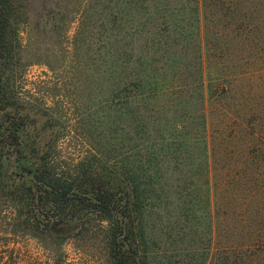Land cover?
<instances>
[{
    "label": "rangeland",
    "instance_id": "1",
    "mask_svg": "<svg viewBox=\"0 0 264 264\" xmlns=\"http://www.w3.org/2000/svg\"><path fill=\"white\" fill-rule=\"evenodd\" d=\"M54 1L42 21L33 12L35 24L22 33L15 83L28 139L46 146L49 162L65 175H77L94 157L102 158L98 169L113 170L115 158L154 153L161 190L145 222L149 264H218L215 257L240 245L264 208V151L254 148L264 146V0L207 1L201 41L190 30L180 40L173 26L163 27L160 35L171 37L170 51L178 55L152 75L161 47L148 38L163 18L127 9L122 0ZM122 51L133 78L155 75L161 84L156 97L133 92L126 110L113 101V63ZM2 163L0 264H110L108 223L96 213L84 210L69 226L49 229V218L36 212L26 230L18 209L41 193L28 190L12 156L5 153Z\"/></svg>",
    "mask_w": 264,
    "mask_h": 264
},
{
    "label": "trees",
    "instance_id": "2",
    "mask_svg": "<svg viewBox=\"0 0 264 264\" xmlns=\"http://www.w3.org/2000/svg\"><path fill=\"white\" fill-rule=\"evenodd\" d=\"M36 1L40 2V6L36 7L34 3ZM207 1L209 0H180L181 6L175 8L171 6L174 0H122L121 3L127 9L145 10L150 17L155 15L158 18H163L162 26L155 23V35L148 38L157 47H161L160 58L155 61L156 64L151 75L163 68L161 64H169L178 55L172 54L170 51V48H173L171 37L164 39L159 31H162L163 27L173 26L179 39L186 40V35L190 30L192 39L196 36L201 41V17L205 11L204 4ZM137 3L144 5L139 7ZM57 5L58 3L54 0H0V190L5 188L6 178L2 163L3 156L6 152L12 153L16 158L15 162L18 163L16 167L22 170L24 176L28 177V190L31 193L33 190L41 193L39 199L34 195L28 198L21 209H18L20 218L23 215L25 217L20 222L26 230L30 231L31 221L35 219L36 212L41 213L44 218H49L46 226L49 229H54L60 226H69L68 223L74 220V216L88 210L98 214L100 222L108 223V227L105 229L110 264H149L150 248L148 247L145 222L148 208L154 200H158L156 196L161 190L159 189L161 177L157 171L159 167L157 156L150 153L148 157H139L138 159L133 157L120 159L118 157L115 158L113 170L104 166L98 169L102 158H99L98 162L94 157L82 165L77 175H65L59 173L49 162L46 157V146L34 143L23 133L28 115L22 113L25 109L18 101L15 83L22 68L20 57L24 42L22 33L34 21V18L32 19L33 12L37 10L36 14L42 21L47 14V9ZM169 14L177 16L178 20L174 25L164 18ZM133 19L135 20V18ZM110 21L113 24V17ZM193 21L198 26L195 27ZM33 23L35 24V21ZM143 25L144 28L141 29L145 31V24ZM193 30H196V33ZM111 37H113V32ZM120 40L124 41L122 38ZM198 44L197 59L200 60V63L197 67L198 71L203 73L202 45L200 46V42ZM127 59V53L122 51L117 54L113 63L115 65L113 74L118 76V80L114 84L113 101L115 106L125 108V110L130 104L129 99L133 92L142 98L156 97L161 93L160 79L155 75H143V73L133 78ZM164 59V63H159ZM200 83L204 87V81L202 80ZM205 103L204 93L202 104L205 106ZM119 110L122 111V109ZM202 117L204 127L208 129L206 109L202 111ZM220 127L221 135L225 138L226 127L222 125ZM243 132L241 129L236 130L233 139H238L240 133ZM130 134L128 133V135ZM206 135L209 149L208 137L210 139L211 136L208 135V130ZM137 136L139 134L135 131L134 137ZM252 144L250 143V146ZM254 148H258L260 152L264 151L262 145ZM100 155L102 156V153ZM210 185L208 177V186L210 187ZM10 194L12 195V193ZM263 209L259 208L256 211L255 216H259L254 224L256 227L251 228L250 231V227L253 225L246 226L245 233L247 235L245 234L243 237L246 239L240 245H231L225 250L226 252L215 257L218 264H264ZM30 213L34 217H31ZM53 218L58 220L52 222Z\"/></svg>",
    "mask_w": 264,
    "mask_h": 264
},
{
    "label": "flooded vegetation",
    "instance_id": "3",
    "mask_svg": "<svg viewBox=\"0 0 264 264\" xmlns=\"http://www.w3.org/2000/svg\"><path fill=\"white\" fill-rule=\"evenodd\" d=\"M23 131H24V128H23L22 132H23ZM23 133L25 134V132H23ZM25 135H26V134H25ZM6 150H7V149H6ZM6 153H7V152H6ZM7 155L12 156L13 159H14V163H15V165L18 166V165H17L18 163L15 162V159H16L15 156H14L12 153H7ZM17 169H18V168H17ZM18 170H20V169H18ZM21 171H22V170H21ZM16 175H18V174H16ZM21 176H22V178L25 177V179H28V177L24 176V174H21Z\"/></svg>",
    "mask_w": 264,
    "mask_h": 264
}]
</instances>
